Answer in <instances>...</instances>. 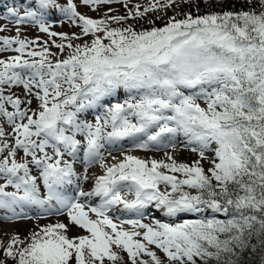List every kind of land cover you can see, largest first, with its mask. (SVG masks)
<instances>
[{
	"label": "snow or ice",
	"instance_id": "6c2138e0",
	"mask_svg": "<svg viewBox=\"0 0 264 264\" xmlns=\"http://www.w3.org/2000/svg\"><path fill=\"white\" fill-rule=\"evenodd\" d=\"M114 2L83 0L93 8ZM175 3L151 0L142 11L137 4L127 15L103 18L82 14L75 0H26L22 14L9 9L17 25L35 23L49 37L61 38L52 41L61 52L70 51L55 58L47 41L37 50L39 37L23 38L19 27L14 36L0 35V52L16 53L0 58V177L5 180L0 210H6L5 219L21 218L29 206L66 210L72 225L89 233L69 237L68 225L57 223L32 232L27 243L12 235L0 248L16 264H105V259L123 264L115 249L126 252L131 264H165L153 246L166 254L167 264H241L246 250L264 253V0H245L241 9L188 13L140 31L111 26ZM52 10L80 33L52 31L46 19ZM89 35L90 43H73ZM14 86L24 89L25 98L6 94ZM120 90L129 98L103 104ZM102 104L104 113L95 122L80 118ZM179 135L200 159L188 164L168 153L165 160L125 153L119 162H106V145L128 139L140 149L166 147L165 141L174 147ZM209 150L215 155L205 170L201 160L209 158ZM81 153L86 170L78 173L73 158ZM94 164L104 174L86 191L81 182L91 179L87 168ZM92 197L100 198L97 206L81 203ZM115 206L139 217L153 206L168 217L200 218L117 223L109 215Z\"/></svg>",
	"mask_w": 264,
	"mask_h": 264
},
{
	"label": "rangeland",
	"instance_id": "374dc122",
	"mask_svg": "<svg viewBox=\"0 0 264 264\" xmlns=\"http://www.w3.org/2000/svg\"><path fill=\"white\" fill-rule=\"evenodd\" d=\"M183 0H176V3L167 8H157L153 11H150L146 13L144 17L139 18H132L129 17L126 23L123 24H117L115 22L112 23V27H127L129 25L133 26L135 30L140 31L143 29H147L150 26L159 27L157 16L164 14L166 12H175L177 11L181 6L179 5ZM227 2H235L236 0H226ZM67 0H58V3L64 4ZM75 2L78 5V10L82 14H86L92 18H103L105 15H127L129 9H134L137 4L141 5V11L145 6H148L151 3V0H128V6L127 8L124 6L125 0H118V2H114L112 4H105L101 5L98 8H93L92 6L84 5L83 0H75ZM163 2V0H161ZM26 3V0H0V28L3 29V31H0V35H7V36H14L17 34V27L20 28V35L23 38H27L30 40H36L37 37H39L37 45H33V47L43 46L44 42H48V47L50 50L54 53H57V57L63 59L67 56L68 50L65 48L63 52H61L60 49L56 47L54 43H52L53 40H55L57 43L61 42V38L59 36L57 37H49L47 33H43L39 31V27L37 24L26 21L20 25H17L15 22V18L9 13V9L16 8L20 14L23 13L25 10L24 7H22L23 4ZM111 10V11H110ZM52 19H47V22L51 25V30L55 32H63L68 33L69 35L76 33H80V28L77 25H74L70 21L67 20L66 17L63 16L62 13L59 12V10H52L49 14V16H52ZM164 17H161V19ZM91 35L89 36H81L80 39L73 40V43H90L91 42ZM12 55H16L14 51L6 50L4 52H0V58H7ZM183 90V89H182ZM9 92H14L16 95L20 96L22 99L25 98V91L21 86H14L11 89H6V94ZM134 95V94H133ZM31 99V97H28ZM129 98V93H127L124 90H120L115 96L113 97H107L104 99L103 104H113L117 102H124L126 99ZM139 97H137L138 99ZM108 99V100H107ZM202 106H205L204 101H199ZM97 105L93 108L89 109L88 111L80 114L81 119H86L91 122H95V117L98 115H101L104 113V106ZM24 107H28V105H24ZM31 107L35 109L37 107V102L35 99H33ZM9 110L11 109V106L9 105ZM6 129L9 133H11V127L6 125ZM110 130V128L108 129ZM11 138V137H10ZM79 139H83L82 136H78ZM175 143H173L175 146L173 147L172 144H168L167 141H165L166 147H160V148H150V149H140L133 145V143H129V146L127 144H124V146L121 147V152L119 154L110 152V145L105 146V159L106 161L114 160L113 157H115V163L119 162L124 158V154H132L136 155L140 158L151 160V159H157V160H165L166 159V153L172 155L178 162L182 163H192L198 159H200L197 152H192L191 147L192 146H186V140H184V136H177L175 137ZM213 148L215 145L212 146ZM49 152L51 153V149H49ZM111 153V155H109ZM82 153L80 154V157L82 158ZM206 155L209 157L208 159L201 160V164L205 168V170L212 167L211 160L214 158V152L209 150ZM19 156L22 158L23 153L22 151L19 153ZM123 156V157H120ZM120 158V159H119ZM65 159H68L67 156H65ZM82 161V160H80ZM83 162V161H82ZM84 165H81L80 163L77 164L75 167L77 169V172L81 171L84 172L86 169L83 168ZM33 167V174H38V170ZM178 176H182V174H176ZM5 180L0 177V183H4ZM93 180H88L86 182H83L84 189L87 191H91L93 188L92 186ZM90 185V186H89ZM76 185H72L71 188H75ZM163 190V185L161 186ZM8 191H13L14 189L9 186ZM170 190V189H168ZM41 191L44 192L45 189L43 187L42 181H41ZM76 194V193H75ZM73 194V196L75 195ZM131 198V197H129ZM81 203H84V199L81 198ZM85 204V203H84ZM93 206V205H90ZM32 208V206H29ZM153 207V206H152ZM34 208V207H33ZM37 208L40 210V208L37 206ZM87 210V208L85 209ZM36 211V210H33ZM37 212V211H36ZM32 213V211H31ZM178 214L176 217H168L165 213L156 212L153 209H149L145 212L143 217H139L137 215L131 216V217H121L118 218L116 213L109 212V215L113 218L114 222L120 223L121 221H128L133 219H141L144 223H154L155 220H160L162 222H168V223H176L179 219H184L185 217H190V215L193 216V214ZM90 216L95 219V214L90 213ZM0 241L4 242V246L6 247L9 239L12 235L18 234L21 239L25 240V242H29L28 238L30 237L32 232H39L42 228H44L47 225H54L57 223H64L68 225V232L67 234L69 237H78L82 235H89L86 229H81L79 226H73L70 218L67 215L66 210L56 211L53 210L51 212L47 213H32L31 215H21V218L19 219H0ZM124 227L127 229H131L132 226L130 224H124ZM154 250L157 251L158 255L161 256V258L165 261L167 264V257L166 254L163 253L160 249H155V246H153ZM119 252L120 255L124 257V261L127 262V264H131V259L128 257L126 252L120 249H115ZM147 259V257H144ZM72 264H75V260L72 261ZM105 264H112V262L105 259ZM117 264H120V262H117ZM124 264V263H123Z\"/></svg>",
	"mask_w": 264,
	"mask_h": 264
},
{
	"label": "trees",
	"instance_id": "16d2710c",
	"mask_svg": "<svg viewBox=\"0 0 264 264\" xmlns=\"http://www.w3.org/2000/svg\"><path fill=\"white\" fill-rule=\"evenodd\" d=\"M179 5L181 7L175 12H166L164 14L158 15L156 18L158 21L157 25L159 27H163L166 23L169 22L170 18L175 17L176 19H183L184 16L188 13L196 16L207 14L209 11L241 9L246 7L245 0H236L235 2H227L226 0H183ZM161 17L164 18L161 19ZM151 27L153 26H150L147 29H150ZM198 218L200 217H185L184 219L176 223ZM218 218L224 219L226 217L223 214H218ZM253 243H256V241L254 240ZM262 255H264V253H260L256 249L246 250L243 253L241 264H261ZM0 261H6V264H16V261H14L11 257H7L5 255L4 248H0ZM123 263L127 264L126 261H123Z\"/></svg>",
	"mask_w": 264,
	"mask_h": 264
},
{
	"label": "bare ground",
	"instance_id": "6f19581e",
	"mask_svg": "<svg viewBox=\"0 0 264 264\" xmlns=\"http://www.w3.org/2000/svg\"><path fill=\"white\" fill-rule=\"evenodd\" d=\"M108 100V99H107ZM89 110V109H88ZM87 110V111H88ZM181 136H183V135H181ZM128 140V139H127ZM185 140H186V138H185ZM122 146H124V144H123V142L122 141H119V142H117L116 144H114V145H110V151H112V152H114V153H117V154H119L120 152H121V147ZM120 157H123V156H120ZM79 158H80V156H78V157H75V158H73L74 160H75V163L76 162H78V160H79ZM120 159V158H119ZM116 160H118V159H116ZM108 164H112V163H115V160H110V161H106ZM81 164V163H80ZM82 165V164H81ZM79 172H81V171H79ZM78 172V173H79ZM87 174L89 175V177H91V179H89V180H93V182H92V186L94 187V178L96 177V176H98V175H103L104 174V169L102 168V167H100V165L99 164H94V165H92V167L91 168H89L88 169V171H87ZM82 183V186L84 187V185H83V181L81 182ZM90 186V185H89ZM93 189V188H92ZM91 189V190H92ZM87 191V190H86ZM44 192H46V190L44 191ZM44 192H42V193H44ZM68 194H70V195H72L70 192L68 193ZM82 199H84V198H82ZM85 201H87V202H89V203H91L93 206H95V205H98L99 203H100V198L99 197H92V198H88V199H84ZM30 209V207H26L24 210H23V212L21 213V215H24V214H26V213H28L29 210ZM55 208H53V210H54ZM149 209H153V211L155 210L156 212H158L159 214H160V212L161 211H159V210H157V209H155L154 207H152V206H149ZM148 209V210H149ZM5 211L6 210H0V219L1 218H4V214H5ZM111 213H116V215H117V217L118 218H121V217H131V216H134V215H136L134 212H129V211H127V210H124L121 206H115L114 208H113V210H111L110 211ZM1 221V220H0ZM130 226H132V225H130Z\"/></svg>",
	"mask_w": 264,
	"mask_h": 264
}]
</instances>
